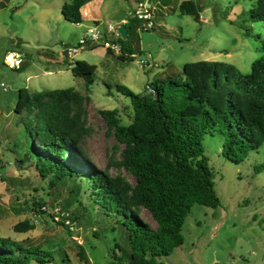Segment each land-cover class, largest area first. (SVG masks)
Segmentation results:
<instances>
[{"label": "rangeland", "instance_id": "rangeland-1", "mask_svg": "<svg viewBox=\"0 0 264 264\" xmlns=\"http://www.w3.org/2000/svg\"><path fill=\"white\" fill-rule=\"evenodd\" d=\"M65 1L0 0V236L28 237L47 252L42 261L28 264H127L125 225L94 200L89 182L70 175L50 185V175L37 173L33 139L40 126L33 106L15 111L18 89L80 91L88 126L83 150L98 168L134 183L123 166L108 163L120 159L123 145L107 129L99 109L117 108L124 123L132 114L129 96L115 85L144 92L148 83L177 77L184 62L197 59L228 61L249 72L253 59L264 58V20L249 17L258 0H193L201 7L199 20L179 11L181 0H148L152 27L145 28L131 17L135 0H85L81 22H71L61 13ZM125 19L131 20L128 34L118 40L128 51L125 58L106 51L101 40L79 42L89 27L102 35ZM70 47L78 49L65 55ZM9 50L21 54L18 68L4 62ZM76 59L96 65L87 84L71 71ZM223 140V133L214 131L202 141L219 204L194 202L181 227L183 242L156 256L155 264H264V140L239 162L223 155ZM33 200L45 203V211L35 212L39 206ZM139 215L155 226L144 206ZM65 216L73 229L59 222ZM24 218L35 227L15 230L13 224Z\"/></svg>", "mask_w": 264, "mask_h": 264}, {"label": "trees", "instance_id": "trees-1", "mask_svg": "<svg viewBox=\"0 0 264 264\" xmlns=\"http://www.w3.org/2000/svg\"><path fill=\"white\" fill-rule=\"evenodd\" d=\"M84 1H65L61 6L63 17L81 22ZM178 9L200 19L201 7L193 0H181ZM249 17L264 20V0L257 1ZM130 21L123 23L126 35ZM127 53L121 45L117 54L125 58ZM95 68L94 63L84 59H76L71 65L72 73L83 76L86 84L92 80ZM115 86L129 96L132 114L124 123L117 108L99 109L107 129L123 145L120 159L108 163L123 166L134 176V183L98 168L83 150L81 139L88 126L80 91L72 87L30 91L23 86L18 89L14 109L20 112L33 106L35 110L40 126L38 137L33 139L37 173L42 178L50 175V185L70 175L86 179L94 200L119 216L125 225L123 252L127 253V264H155L156 256L169 254L183 242L181 227L194 202L219 204L203 154L204 134L223 133L222 153L234 162L241 161L264 140V58L253 59L249 72L223 60L186 61L179 76L148 83L144 92H135L121 83ZM33 203L39 206L35 212L45 211V203ZM140 206L150 212L155 226L141 218ZM59 222L67 226L63 220ZM34 227L27 218L13 224L19 231ZM42 253L47 252L28 237L13 240L0 236V264L42 261ZM79 253L83 258V251ZM120 257L114 254V258Z\"/></svg>", "mask_w": 264, "mask_h": 264}, {"label": "built area", "instance_id": "built-area-1", "mask_svg": "<svg viewBox=\"0 0 264 264\" xmlns=\"http://www.w3.org/2000/svg\"><path fill=\"white\" fill-rule=\"evenodd\" d=\"M151 4L148 0H135L133 1V8L131 10V16L135 17L137 19L143 20L142 25L145 28L152 27L151 17H152V11H151ZM126 20V19H125ZM124 20V21H125ZM109 31V32H108ZM113 33V35H112ZM104 34V35H103ZM103 37L100 34V31L94 27H89L87 33L84 35V38L80 39V43L84 42L85 38H89L90 41H100V43L105 47V49H110L113 52L120 53L121 52V44L118 41V38L121 36L120 32L118 31V26H108L107 31L103 33ZM83 44H81L79 47H82ZM78 47H70L67 48V54H72L75 51H77ZM4 62L11 67L18 68L22 63L21 54L14 50L7 51L3 56ZM141 66H145L144 62L140 60ZM57 208L60 209V206ZM63 216L62 213H60V216L57 219H61ZM63 220L64 223L68 224L69 228L71 226L70 220L68 216L64 217ZM70 223V224H69ZM70 228V229H71ZM73 229V228H72ZM77 238V237H76Z\"/></svg>", "mask_w": 264, "mask_h": 264}, {"label": "water", "instance_id": "water-1", "mask_svg": "<svg viewBox=\"0 0 264 264\" xmlns=\"http://www.w3.org/2000/svg\"><path fill=\"white\" fill-rule=\"evenodd\" d=\"M118 31L120 32V35H121L122 37H125V36H126V26H125L124 24H120V25L118 26ZM63 53H64L65 55H67V49H64V50H63Z\"/></svg>", "mask_w": 264, "mask_h": 264}, {"label": "crops", "instance_id": "crops-1", "mask_svg": "<svg viewBox=\"0 0 264 264\" xmlns=\"http://www.w3.org/2000/svg\"><path fill=\"white\" fill-rule=\"evenodd\" d=\"M87 31H88V29H87Z\"/></svg>", "mask_w": 264, "mask_h": 264}]
</instances>
